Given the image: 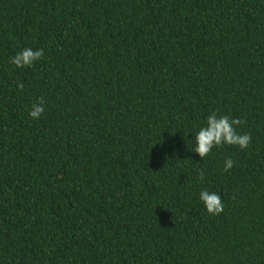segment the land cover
Wrapping results in <instances>:
<instances>
[{"label":"trees","instance_id":"trees-1","mask_svg":"<svg viewBox=\"0 0 264 264\" xmlns=\"http://www.w3.org/2000/svg\"><path fill=\"white\" fill-rule=\"evenodd\" d=\"M0 264H264V0H0Z\"/></svg>","mask_w":264,"mask_h":264},{"label":"clouds","instance_id":"clouds-1","mask_svg":"<svg viewBox=\"0 0 264 264\" xmlns=\"http://www.w3.org/2000/svg\"><path fill=\"white\" fill-rule=\"evenodd\" d=\"M45 56L43 48L33 49L32 47L23 48L11 57V63L17 69L31 68L35 63ZM21 88L23 84L19 85ZM45 100L39 98L31 105L29 116L34 120H39L45 112ZM244 123L239 118L230 115H221L218 111L211 112L204 121L203 126L199 127L193 135L195 147L191 151L198 154L202 159L206 158L210 152L217 147L224 145L237 146L240 149H247L251 136L248 133L241 134L240 126ZM234 167V161L228 158L224 161V171L227 172ZM200 181L204 180V172L200 171ZM199 200L204 205L206 211L213 216H218L224 211L222 198L218 192H211L204 188L199 193Z\"/></svg>","mask_w":264,"mask_h":264}]
</instances>
